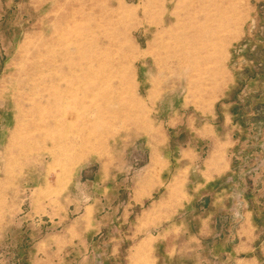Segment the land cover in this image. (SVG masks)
Masks as SVG:
<instances>
[{
	"label": "rangeland",
	"instance_id": "obj_1",
	"mask_svg": "<svg viewBox=\"0 0 264 264\" xmlns=\"http://www.w3.org/2000/svg\"><path fill=\"white\" fill-rule=\"evenodd\" d=\"M0 264H264V0H0Z\"/></svg>",
	"mask_w": 264,
	"mask_h": 264
}]
</instances>
